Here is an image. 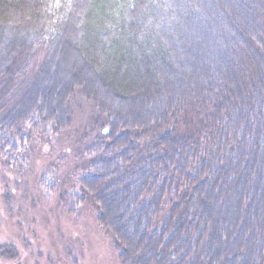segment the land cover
<instances>
[{
    "label": "trees",
    "instance_id": "1",
    "mask_svg": "<svg viewBox=\"0 0 264 264\" xmlns=\"http://www.w3.org/2000/svg\"><path fill=\"white\" fill-rule=\"evenodd\" d=\"M62 51L92 79L48 82ZM74 93L107 122L73 170L120 264H264V0H0L5 168Z\"/></svg>",
    "mask_w": 264,
    "mask_h": 264
},
{
    "label": "rangeland",
    "instance_id": "2",
    "mask_svg": "<svg viewBox=\"0 0 264 264\" xmlns=\"http://www.w3.org/2000/svg\"><path fill=\"white\" fill-rule=\"evenodd\" d=\"M53 62L60 67L48 78L54 85L76 76L92 79L72 53L62 51ZM93 88L112 113L127 112L125 104L105 102L99 84ZM68 101L72 122L66 132L33 140L31 158L21 168H5L0 158V245L12 244L18 253L0 264H120L111 238L97 225L96 209L81 201L73 170L85 148L109 131L103 109L78 93ZM147 109L137 106L138 113Z\"/></svg>",
    "mask_w": 264,
    "mask_h": 264
}]
</instances>
